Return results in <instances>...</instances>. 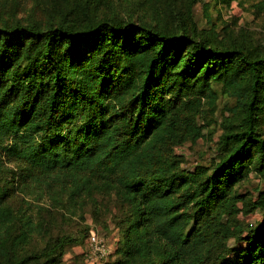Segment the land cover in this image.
Returning <instances> with one entry per match:
<instances>
[{
	"label": "trees",
	"instance_id": "16d2710c",
	"mask_svg": "<svg viewBox=\"0 0 264 264\" xmlns=\"http://www.w3.org/2000/svg\"><path fill=\"white\" fill-rule=\"evenodd\" d=\"M100 15L0 19V264L42 256L9 247L8 164L26 184L65 185L73 201L94 189L122 199L124 259L113 264H264V220L246 229L236 219L241 209L264 214L263 191L253 200L236 189L264 175V41L214 43L181 21ZM213 84L235 98L218 161L181 168L175 147L202 136L196 117L203 99L215 101ZM43 251L55 264L57 248Z\"/></svg>",
	"mask_w": 264,
	"mask_h": 264
},
{
	"label": "rangeland",
	"instance_id": "374dc122",
	"mask_svg": "<svg viewBox=\"0 0 264 264\" xmlns=\"http://www.w3.org/2000/svg\"><path fill=\"white\" fill-rule=\"evenodd\" d=\"M259 0H0V19L45 23L52 15L69 9H93L100 16L147 20L176 26L178 21L192 25L200 36L211 38L214 43L227 40L256 39L264 41V8ZM216 99H203L196 117L202 136L195 141H186L175 147L182 163L181 168L194 170L198 164L213 166L218 161L217 141L223 131V121L231 115L235 98L224 94L219 84H213ZM8 184L14 192L6 204L14 212V224L9 234V247L18 257L26 254L42 256L27 264H50L45 251L57 248L55 264H113L124 256L119 251L125 233L120 234V219L126 213V204L114 192L104 193L94 189L88 199H70L64 192L65 185L51 188L36 187L30 181L21 182L14 177L16 164H8ZM13 178H15L13 180ZM68 185V183H67ZM236 189L238 193L257 198L264 192V175L251 172ZM239 208L243 207L240 202ZM237 222L246 229L259 225L264 220L261 210L236 214ZM28 233L23 238L24 230ZM247 234L244 232L243 236ZM68 239L61 245L62 240ZM234 248H244L242 239L231 240ZM232 262L239 260L237 252L228 257Z\"/></svg>",
	"mask_w": 264,
	"mask_h": 264
}]
</instances>
